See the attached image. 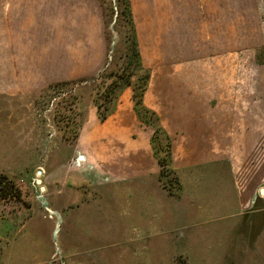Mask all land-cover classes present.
<instances>
[{"label":"rangeland","instance_id":"374dc122","mask_svg":"<svg viewBox=\"0 0 264 264\" xmlns=\"http://www.w3.org/2000/svg\"><path fill=\"white\" fill-rule=\"evenodd\" d=\"M129 1L150 71L143 104L167 135L166 110L258 111L264 0ZM119 5L0 0V175L18 190L0 199V264H264L263 186L246 210L226 174L241 152L185 168L172 137L182 186L170 194L132 90L96 117L91 79L125 48Z\"/></svg>","mask_w":264,"mask_h":264},{"label":"crops","instance_id":"0c3cea01","mask_svg":"<svg viewBox=\"0 0 264 264\" xmlns=\"http://www.w3.org/2000/svg\"><path fill=\"white\" fill-rule=\"evenodd\" d=\"M199 2L203 3L201 0ZM37 81V78L30 77L28 82ZM164 97L167 101V94ZM260 99L257 112L249 111L237 115L206 112L199 117L196 114L188 115L187 111H179V114L175 110L172 114L167 110L164 112V119L172 126L171 133L168 134L171 144L174 139V144L178 146L176 151L181 154L180 166L197 168L212 163L219 165L220 162L221 165L223 161L232 158L234 154L231 153H242L241 162L229 159L226 174L228 172V178L234 180L233 185L239 196L247 197L246 210H250L256 200L252 191L258 185L263 186L260 194L264 198V192H261L264 191V100ZM172 106H169L170 110L174 108ZM175 125L178 127H174ZM179 183L181 184L180 178ZM233 204L235 206V202ZM2 207L5 208L4 205ZM228 209L225 208L224 211L228 212ZM4 220L5 217L3 223Z\"/></svg>","mask_w":264,"mask_h":264},{"label":"trees","instance_id":"16d2710c","mask_svg":"<svg viewBox=\"0 0 264 264\" xmlns=\"http://www.w3.org/2000/svg\"><path fill=\"white\" fill-rule=\"evenodd\" d=\"M120 2V14L124 19L125 28L124 51L118 60L112 58L111 63L105 64L100 74L91 79L93 82L92 103L96 109V117L103 123L116 109V104L122 93L130 88L134 101V113L137 119L148 126H153L154 131L150 138V144L159 170V182L170 194L179 191V177L172 167L171 141L166 131L159 126V119L155 112L146 108L143 104L144 94L150 79V71L142 65L136 30L133 23L131 4L129 0H118ZM113 10H115L113 8ZM115 14H113L114 16ZM112 16V18H114ZM121 18V19H122ZM120 19V20H121ZM118 20H114L113 27L116 28ZM110 49L108 50V53ZM109 65H115V70H110ZM65 83H58L57 87ZM74 121H72L73 123ZM74 124V123H73ZM76 137V135H75ZM9 178L0 175V199L8 197L16 199L18 190ZM166 179L165 183L164 180ZM8 180V181H7ZM169 188V189H168Z\"/></svg>","mask_w":264,"mask_h":264},{"label":"water","instance_id":"95a60500","mask_svg":"<svg viewBox=\"0 0 264 264\" xmlns=\"http://www.w3.org/2000/svg\"><path fill=\"white\" fill-rule=\"evenodd\" d=\"M37 175H40V172H37ZM38 183V182H37ZM261 192H264L263 190Z\"/></svg>","mask_w":264,"mask_h":264}]
</instances>
